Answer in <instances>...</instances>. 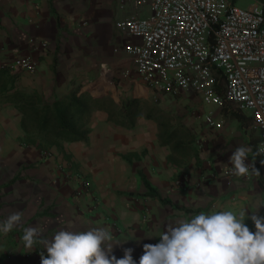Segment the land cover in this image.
Returning <instances> with one entry per match:
<instances>
[{
	"label": "crops",
	"instance_id": "0c3cea01",
	"mask_svg": "<svg viewBox=\"0 0 264 264\" xmlns=\"http://www.w3.org/2000/svg\"><path fill=\"white\" fill-rule=\"evenodd\" d=\"M147 14L145 6L120 8L118 0H0V70L10 69L4 75L7 88L0 92V220L22 213L19 225L0 234V264H41L47 255L43 245L23 246V229L29 226L44 239L61 229L106 226L113 236L111 254L119 259L131 248L138 261L144 244L159 242L166 222L246 207L244 223L255 231L250 217L264 216V165L258 155L259 176L229 181L221 174L231 167L229 157L238 146L252 149L246 163L253 162L259 131L250 114L205 106L190 91L155 93L140 81L122 49L138 40L115 22ZM16 60H31L36 70L14 72ZM76 91L108 98L117 111L138 100L141 113L132 127H124L111 122L108 111L96 110L85 140L59 141L48 152L26 145L22 113L12 95H34L52 104ZM122 92L127 99L116 101ZM154 95L157 103L144 102ZM180 108L184 115L195 110L200 116L181 121L175 116ZM209 114L219 128L206 127ZM159 119L169 132L178 126L187 130L197 155L183 157L172 144H162ZM77 176L90 183L88 192H81Z\"/></svg>",
	"mask_w": 264,
	"mask_h": 264
},
{
	"label": "built area",
	"instance_id": "2783aa9c",
	"mask_svg": "<svg viewBox=\"0 0 264 264\" xmlns=\"http://www.w3.org/2000/svg\"><path fill=\"white\" fill-rule=\"evenodd\" d=\"M148 9L115 27L138 41L122 49L133 60L141 82L154 92H193L205 106H229L250 114L259 131L257 150L264 151V8L260 3L237 6L236 0H118ZM11 70L34 72L36 63L16 60ZM206 122L215 127L211 114ZM264 160V153L258 155ZM235 181L249 176L232 175ZM78 177L81 192L90 183ZM98 202L93 198V208Z\"/></svg>",
	"mask_w": 264,
	"mask_h": 264
},
{
	"label": "clouds",
	"instance_id": "9594fccd",
	"mask_svg": "<svg viewBox=\"0 0 264 264\" xmlns=\"http://www.w3.org/2000/svg\"><path fill=\"white\" fill-rule=\"evenodd\" d=\"M251 152L243 145L235 148L229 157L232 175H260L254 161L264 151L257 150L252 154L253 162L246 163ZM260 164L264 165V160ZM245 209L199 212L166 222L159 242L144 244L138 261L133 259L131 248L119 259L111 254L113 236L106 226L61 229L50 239H44L37 227L29 226L23 229L21 239L26 249L43 245L47 255L41 256V264H264V216L250 217L255 227L251 231L244 223ZM21 220V212L0 220V234L11 232Z\"/></svg>",
	"mask_w": 264,
	"mask_h": 264
},
{
	"label": "trees",
	"instance_id": "16d2710c",
	"mask_svg": "<svg viewBox=\"0 0 264 264\" xmlns=\"http://www.w3.org/2000/svg\"><path fill=\"white\" fill-rule=\"evenodd\" d=\"M264 4V0H256ZM9 68L0 70V92L6 90L8 79L4 77ZM11 100L19 104L22 113V127L27 133L26 145L33 146L41 152H48L52 146H59V141L77 142L85 140L88 134V122L96 110L108 111L109 120L116 125L132 127L134 119L141 113L138 100L124 103L120 111L108 98H94L89 93L78 91L52 104H43L34 95L16 92ZM162 144H172V149L180 156H196L191 143L194 138L187 130L178 126L167 131L161 119L157 120ZM184 138L189 141L185 144ZM158 197L157 195H152Z\"/></svg>",
	"mask_w": 264,
	"mask_h": 264
},
{
	"label": "rangeland",
	"instance_id": "374dc122",
	"mask_svg": "<svg viewBox=\"0 0 264 264\" xmlns=\"http://www.w3.org/2000/svg\"><path fill=\"white\" fill-rule=\"evenodd\" d=\"M236 2H237V6H239V7H248L249 5H250V3H260V2H258V1H256V0H236ZM260 4H262V6H263V8H264V4L263 3H260ZM138 75V74H137ZM139 77V76H138ZM141 81V80H140ZM114 86L115 87H113V89H115L116 87H117V84L115 83L114 84ZM117 89V88H116ZM155 93H158V92H155ZM131 96V95H130ZM152 99H144L145 101V103H152V104H155V103H157V102H155L154 100H153V98H156V95H154V97H151ZM125 99H127V98H125L124 97V93L122 92V95H120V96H115V100L116 101H119V102H122V101H124ZM185 114V111L183 110V109H181L180 108V113H178V115H175L176 117H178L181 121L183 120V119H185V117H187V116H190V117H193V116H196V118L197 117H199L200 116V112L199 111H197V112H195V110H190V111H187V113H186V115H184ZM207 116V115H206ZM206 116L204 117V121H205V118H206ZM205 123H206V127L207 128H219V127H215V126H211V125H209L206 121H205ZM252 163V162H251Z\"/></svg>",
	"mask_w": 264,
	"mask_h": 264
}]
</instances>
